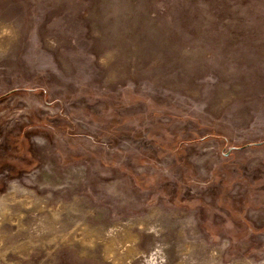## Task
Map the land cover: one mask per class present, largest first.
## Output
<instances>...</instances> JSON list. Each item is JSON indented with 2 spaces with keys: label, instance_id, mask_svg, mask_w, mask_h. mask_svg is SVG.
I'll list each match as a JSON object with an SVG mask.
<instances>
[{
  "label": "rangeland",
  "instance_id": "rangeland-1",
  "mask_svg": "<svg viewBox=\"0 0 264 264\" xmlns=\"http://www.w3.org/2000/svg\"><path fill=\"white\" fill-rule=\"evenodd\" d=\"M17 86L44 88L50 99L39 91L8 99L9 130L40 112L57 123L27 129L33 165L0 180V264H264V228L249 240L208 238L200 216L211 209V186L191 187L201 206L145 204L150 193L132 192L128 175L99 158L137 153L142 135L127 141L123 123L130 116L135 126L145 113L140 99L170 103L191 117L152 123L158 136H205L188 146L196 177L212 185L211 173L229 161V193L251 184L264 205V145L225 159L221 142H264V0H0V93ZM62 112L75 133L106 142L107 126L117 124L119 134L95 156L97 142L64 141ZM260 203L247 216L262 227Z\"/></svg>",
  "mask_w": 264,
  "mask_h": 264
},
{
  "label": "flooded vegetation",
  "instance_id": "flooded-vegetation-1",
  "mask_svg": "<svg viewBox=\"0 0 264 264\" xmlns=\"http://www.w3.org/2000/svg\"><path fill=\"white\" fill-rule=\"evenodd\" d=\"M37 91L41 92L45 103L47 99H50L48 98V91L44 88L17 86L0 93V134L8 130L5 140L0 141V180H2L4 176H9L12 173V169H15V172H19L33 165L34 161L28 150L25 131L27 129L40 130L46 126H50L51 128L52 125H56L57 123L55 115H47L44 112H40L37 118H28V126L16 122L18 126L16 129H8L10 127L7 121L11 120V122H13V119H9L8 115L14 110L5 105L6 101L17 95L36 93ZM64 99L60 98L56 102L61 109L66 105V98ZM140 102L143 103L145 113H140L135 118V126H132L133 117L130 116L125 118L123 123L127 129L125 132L126 136H124L127 141L135 142L132 135L136 133L142 135L141 139L138 138L136 140V142L139 143V145H137V153L134 154L130 152L128 154V152H126L124 162L120 161L117 157L109 162H106L103 157H99L102 165L104 164L106 167L112 168L113 170L116 168L120 173L127 174L130 178L129 189H131L132 192L146 190L147 193H150L145 198V204L157 199H163L168 204H176L177 206H201L203 204L202 199L198 196L194 197L190 195L191 187H201L205 189L207 186H211L212 189L207 187L208 189L205 190L208 193L207 195L210 196L208 206L211 209H208L209 211L206 210L203 212V216H200V221H202L204 228H208L205 231L208 238L211 240L229 239L230 241L249 240L253 238L256 235L257 228H264V226H255L250 222L247 216V210L260 203L253 199L254 190L251 184L246 186L240 183L241 188L238 189L240 191H237L235 194L229 193L235 183L234 180L230 179L229 175L223 176L224 173H226V168L230 166L229 161L222 164L221 172L216 171L211 173L213 177L212 185H208L207 181L197 178L195 168L191 164L192 153H190L188 146L193 147L196 141L198 143L202 142L205 136L197 137L195 134L194 138H189L191 132L182 129L177 133H170L169 130H165L166 134L159 137L158 131L153 127V124H160L162 118L177 121L185 119L187 121V119L191 117V114L185 112L184 114H188V116H178V113L171 108L170 103L157 104L148 99H140ZM15 117L17 118L16 113ZM60 117L63 119L65 114L62 112ZM64 120L65 133L63 135H65L66 138L64 141L68 143L73 139L79 142L84 140H91L93 143L97 142L98 144L95 146L96 149L98 148V151L92 152L95 156L102 153L100 150L102 147L106 148L107 145V147H109L112 139L117 138L115 135L119 134V125H108L107 131L103 134L107 141L101 142L104 138L97 141L93 136L80 132H73L66 123L67 116ZM140 120L146 121L148 124L142 126V124L139 123ZM113 121L115 123L118 119L114 118ZM133 129L136 131H132ZM186 137L188 138L186 139ZM206 137L210 136L206 135ZM221 138L223 139L221 142L225 145L222 149V156L225 159L242 151L247 145H264V142H258L255 144L250 143L242 146L227 147V138L224 136ZM5 149L8 151L2 154L1 150L5 151ZM78 153L72 156L71 159H84V152L82 156H79ZM66 158L67 156H64L62 159L67 162L68 159ZM134 164L142 166L136 173L133 171ZM151 187L156 189H150ZM262 203L263 202H261L260 205L264 206ZM112 210L115 214L121 211V213H124V211L120 209L113 208ZM217 217L221 220H216L215 218ZM210 228H215L216 230L211 231ZM255 248V251H259L260 249L259 247L257 248V246Z\"/></svg>",
  "mask_w": 264,
  "mask_h": 264
},
{
  "label": "trees",
  "instance_id": "trees-1",
  "mask_svg": "<svg viewBox=\"0 0 264 264\" xmlns=\"http://www.w3.org/2000/svg\"><path fill=\"white\" fill-rule=\"evenodd\" d=\"M91 89V88H90ZM89 90V89H88ZM82 92H83V89L81 90ZM106 94V95H105ZM94 96H96V98H98V99H100V100H102V98H104V99H108L109 98V100H110V98H112L113 96L112 95H110V94H107L106 92H98L97 94H95ZM64 99V98H63ZM65 100V99H64ZM68 101H67V99H66V103H67ZM107 103H109L108 101H107ZM115 105V104H114Z\"/></svg>",
  "mask_w": 264,
  "mask_h": 264
},
{
  "label": "bare ground",
  "instance_id": "bare-ground-1",
  "mask_svg": "<svg viewBox=\"0 0 264 264\" xmlns=\"http://www.w3.org/2000/svg\"><path fill=\"white\" fill-rule=\"evenodd\" d=\"M162 257H163L164 259H166L167 261L169 260V259H168V255L165 254V253L162 255ZM164 259L161 260V261H164ZM158 263H159V264H166V262H158ZM158 263H157V264H158Z\"/></svg>",
  "mask_w": 264,
  "mask_h": 264
},
{
  "label": "water",
  "instance_id": "water-1",
  "mask_svg": "<svg viewBox=\"0 0 264 264\" xmlns=\"http://www.w3.org/2000/svg\"><path fill=\"white\" fill-rule=\"evenodd\" d=\"M225 155H228V154H225Z\"/></svg>",
  "mask_w": 264,
  "mask_h": 264
}]
</instances>
